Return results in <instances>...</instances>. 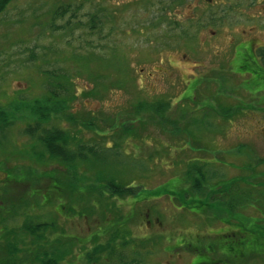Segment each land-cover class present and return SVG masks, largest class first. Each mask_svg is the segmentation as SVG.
I'll list each match as a JSON object with an SVG mask.
<instances>
[{
  "label": "rangeland",
  "instance_id": "1",
  "mask_svg": "<svg viewBox=\"0 0 264 264\" xmlns=\"http://www.w3.org/2000/svg\"><path fill=\"white\" fill-rule=\"evenodd\" d=\"M245 31L264 40V0H13L0 14V106L45 99L52 73L66 74L67 116L73 120L56 118L46 128L66 129L103 148L121 146V154L110 155L105 169L101 162L90 163V168L77 165L71 184L99 185L96 176L102 169L126 186H141L139 193L155 194L172 186L182 194L189 188L188 183L181 186L180 178L189 157L207 156L222 172L243 175L247 156L242 139L264 142L255 139L264 137L257 122L264 119V111L253 109L264 106L262 98L249 101L240 78L230 77L227 70ZM200 74L203 84L190 105L182 99L197 82L186 79ZM154 100H170L172 118L167 122L143 111L146 118H138L139 104ZM186 105L190 110L215 106L218 111H239L226 118L220 113L225 112L210 110L208 121L188 125L187 135L176 129L185 126ZM243 105L246 113L238 108ZM17 115L6 128L0 162L16 174L29 171L33 180L35 170L50 167L53 160L38 158L40 131H28L36 117L28 109ZM200 139L207 148L193 143ZM30 187H14L15 200H41L28 197ZM178 200L166 192L155 195V216L162 221L155 223V234L196 227L209 232L211 225L197 223L195 214L173 204ZM9 220L14 224L18 218ZM257 231L264 236V229ZM163 246L159 240L155 249ZM258 246L264 247V241Z\"/></svg>",
  "mask_w": 264,
  "mask_h": 264
},
{
  "label": "flooded vegetation",
  "instance_id": "2",
  "mask_svg": "<svg viewBox=\"0 0 264 264\" xmlns=\"http://www.w3.org/2000/svg\"><path fill=\"white\" fill-rule=\"evenodd\" d=\"M245 33V39L233 49L227 70L230 77L240 78L249 101L262 98L264 102V40L252 31ZM203 75L186 79L197 82L193 92H185L182 99L190 105L199 86L201 90ZM187 106H182L185 126L178 128L187 135H191L190 125L197 127L205 123L209 119L207 113L217 110L215 106L194 110ZM238 108L243 113L247 111L245 105ZM253 109L264 111V106L253 105ZM199 111L205 112L201 118L196 116ZM238 111L221 108L218 112L229 118ZM260 120L257 122L264 134V119ZM69 134L70 146L64 148L55 141L52 154L40 142L38 158L48 156L53 162L48 168L35 170L33 180L29 171L16 174L0 162V264H254L257 261L264 264V247L258 246L264 236L256 232L257 227L262 229L264 225V142L257 143L250 137L242 139L247 156L243 175L222 172L206 153L203 158L197 154L189 157L187 169L180 177L181 186L188 183L189 188L182 194H176L179 192L172 186L160 191L178 198L173 204L195 214L197 223L211 225L210 230L196 227V231L156 235L154 225L162 221L155 216L154 193H139V185L112 184L119 178L109 175L99 185L71 184L75 166L82 162L90 168L91 161L97 159L90 150L92 144L75 137L71 131ZM201 139L193 143L207 148ZM255 139L264 141V137ZM215 141L218 145L220 139ZM94 145L104 169L108 159H113L110 155L121 154L119 144L104 148ZM131 145L137 148L136 144ZM60 157L72 158L74 164H63ZM189 174L200 184L189 181ZM30 183L35 184L30 187ZM22 184L30 187L26 189L28 197L42 196V199L15 200L18 198L13 188ZM43 208L45 212L41 211ZM16 218L18 221L11 224L9 219ZM159 240L164 241V246L157 250L155 245Z\"/></svg>",
  "mask_w": 264,
  "mask_h": 264
},
{
  "label": "trees",
  "instance_id": "3",
  "mask_svg": "<svg viewBox=\"0 0 264 264\" xmlns=\"http://www.w3.org/2000/svg\"><path fill=\"white\" fill-rule=\"evenodd\" d=\"M12 1L13 0H0V14L3 13L8 8V6ZM57 73L58 72L56 71L53 72L52 78L49 79L50 80L48 82L49 93L47 94L45 99H35V100L20 99L15 104H11L10 108H2V106H0V147L2 146L3 143L2 141L4 140V138H6V134H5L6 128L11 126L16 121L17 117H19L17 115L18 112L27 109L29 110L31 117H36L35 127L33 128L29 127L28 131H30L33 134L40 131L39 136L37 138L44 145L46 151H48L50 154L54 153L53 142L55 141H58L59 146H64V148L70 146L68 140V138H70L69 131L59 127L46 128L45 126L47 125V123L51 122L53 119L56 118H62L67 121L73 120V117H69V115L67 116V113L70 112V104L68 101L69 94L66 93L69 92V88L65 84V82H68V77L66 74H62V73L57 74ZM170 105L171 103L169 100H156V101L154 100L152 102L148 101L145 103L141 102V104H139V108H137L138 118L140 119L141 116L145 115L143 112H146L150 116H159L163 122H167V120H169L170 117L172 118V115L169 114L171 109ZM147 109L148 111H144ZM71 114L73 115V113ZM144 118L146 117L144 116ZM176 129L178 130V127ZM73 139L75 138L73 137ZM95 146L96 145L94 144L90 146L91 152L93 154H96L94 158L97 159L91 161L93 165H96V162H99L98 160L99 154ZM61 152L62 150H60V153ZM59 160H61L63 164L72 163V158L67 159L60 157ZM73 164L74 162L72 163V165ZM76 167L77 166H75L74 168L77 170ZM76 170H74L75 174H76ZM105 175H107L105 171L99 170L96 176V182H98L99 184H103V181L105 180L104 178ZM188 179L195 185L200 184V182H197L196 184V182H194L195 179H193V176L190 174L188 175ZM110 183L117 184L118 186H123L120 184L121 182L114 183L112 181ZM164 191H160V190L156 191L154 195H161L162 193H165ZM121 192L118 191V193ZM254 227L257 226L254 225ZM259 229L260 228L257 227V230ZM262 229H264V225ZM257 230L256 232H258Z\"/></svg>",
  "mask_w": 264,
  "mask_h": 264
}]
</instances>
